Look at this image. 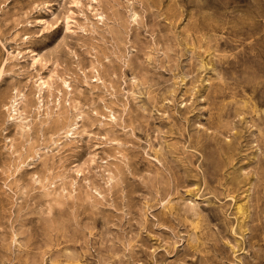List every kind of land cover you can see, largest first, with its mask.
<instances>
[{"label":"rangeland","instance_id":"obj_1","mask_svg":"<svg viewBox=\"0 0 264 264\" xmlns=\"http://www.w3.org/2000/svg\"><path fill=\"white\" fill-rule=\"evenodd\" d=\"M0 264H264V0H0Z\"/></svg>","mask_w":264,"mask_h":264},{"label":"bare ground","instance_id":"obj_2","mask_svg":"<svg viewBox=\"0 0 264 264\" xmlns=\"http://www.w3.org/2000/svg\"><path fill=\"white\" fill-rule=\"evenodd\" d=\"M42 84L45 85L46 82H43ZM24 99L25 98H24L23 93L21 92L17 93L16 96L12 100L11 108H12V120L18 123L19 126L25 130L28 127L26 125V123L28 122V117L26 116L24 108L22 107ZM76 128H77V125L74 126L73 128H69L67 133H69L70 135L74 134L75 133L74 131L76 130Z\"/></svg>","mask_w":264,"mask_h":264}]
</instances>
